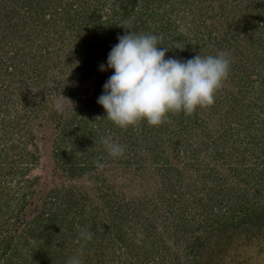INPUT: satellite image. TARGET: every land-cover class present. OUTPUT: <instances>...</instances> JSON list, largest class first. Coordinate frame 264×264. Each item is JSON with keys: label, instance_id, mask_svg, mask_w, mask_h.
<instances>
[{"label": "trees", "instance_id": "trees-1", "mask_svg": "<svg viewBox=\"0 0 264 264\" xmlns=\"http://www.w3.org/2000/svg\"><path fill=\"white\" fill-rule=\"evenodd\" d=\"M129 27L166 58L229 54L215 102L108 120L100 65ZM262 127L264 0H0V264H259Z\"/></svg>", "mask_w": 264, "mask_h": 264}, {"label": "clouds", "instance_id": "clouds-1", "mask_svg": "<svg viewBox=\"0 0 264 264\" xmlns=\"http://www.w3.org/2000/svg\"><path fill=\"white\" fill-rule=\"evenodd\" d=\"M161 39L159 34L128 31L118 37L107 64L100 65L101 71L114 72L97 102L105 109L106 118L121 129L140 121L159 126L170 113L192 115L198 108L212 105L230 73L231 59L225 52L189 59L166 58L169 48L159 45ZM55 108L59 113L67 111L62 101ZM103 143L113 159L124 154L125 146L111 137ZM78 239L89 241L92 233L81 231ZM68 264H82V260L73 256Z\"/></svg>", "mask_w": 264, "mask_h": 264}, {"label": "rangeland", "instance_id": "rangeland-1", "mask_svg": "<svg viewBox=\"0 0 264 264\" xmlns=\"http://www.w3.org/2000/svg\"><path fill=\"white\" fill-rule=\"evenodd\" d=\"M258 52H263V50L261 49H257ZM258 127H253L254 131L257 129ZM263 130L259 129L260 130V133L261 134H264V128L262 127ZM249 139H247L246 141H248ZM243 145V144H242ZM245 145V144H244ZM247 156H249V154H247ZM250 158V161L249 160H246L248 161V164L247 165H253L255 164V158ZM248 158V159H249ZM259 248L257 247H250L248 248L244 253L246 256L248 257H252V262L251 263H256L258 262L259 264H264V253H261L260 251H258Z\"/></svg>", "mask_w": 264, "mask_h": 264}]
</instances>
